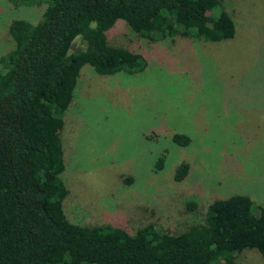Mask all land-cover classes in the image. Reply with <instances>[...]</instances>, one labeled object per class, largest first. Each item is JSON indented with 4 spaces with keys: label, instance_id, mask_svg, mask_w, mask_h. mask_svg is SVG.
<instances>
[{
    "label": "rangeland",
    "instance_id": "374dc122",
    "mask_svg": "<svg viewBox=\"0 0 264 264\" xmlns=\"http://www.w3.org/2000/svg\"><path fill=\"white\" fill-rule=\"evenodd\" d=\"M217 1L233 22L230 40L151 43L119 23L108 45L143 54L145 68L110 76L80 68L59 134L69 223L122 224L129 233L154 225L176 235L203 225L213 200L245 195L254 214L264 205V0ZM43 8L0 0V56L13 46L10 22L34 25ZM175 134L188 144H174ZM180 163L187 172L175 182ZM233 260L264 264L253 250Z\"/></svg>",
    "mask_w": 264,
    "mask_h": 264
},
{
    "label": "trees",
    "instance_id": "16d2710c",
    "mask_svg": "<svg viewBox=\"0 0 264 264\" xmlns=\"http://www.w3.org/2000/svg\"><path fill=\"white\" fill-rule=\"evenodd\" d=\"M43 5L40 21L13 20V46L0 56V264H235L234 254L253 250L264 259V205L252 210L245 195L211 201L203 225L172 235L146 225L83 227L61 210L67 195L59 134L78 72L132 75L144 55L107 43L123 23L148 42L192 38L230 40L233 22L217 0H8ZM74 41L78 45L74 46ZM184 147L189 139L175 134ZM164 158L153 163L162 169ZM187 166L173 175L180 182ZM191 209L193 204L188 205Z\"/></svg>",
    "mask_w": 264,
    "mask_h": 264
}]
</instances>
